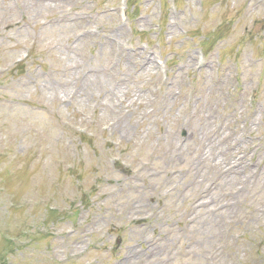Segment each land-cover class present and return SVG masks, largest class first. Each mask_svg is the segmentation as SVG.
Wrapping results in <instances>:
<instances>
[{
  "label": "rangeland",
  "instance_id": "obj_1",
  "mask_svg": "<svg viewBox=\"0 0 264 264\" xmlns=\"http://www.w3.org/2000/svg\"><path fill=\"white\" fill-rule=\"evenodd\" d=\"M123 6L0 0V264H264V0Z\"/></svg>",
  "mask_w": 264,
  "mask_h": 264
}]
</instances>
